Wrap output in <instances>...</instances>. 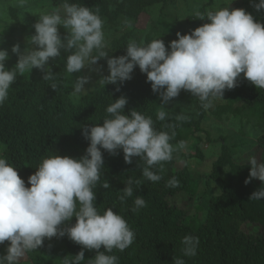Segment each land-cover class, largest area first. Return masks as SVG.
I'll list each match as a JSON object with an SVG mask.
<instances>
[{
  "label": "trees",
  "instance_id": "1",
  "mask_svg": "<svg viewBox=\"0 0 264 264\" xmlns=\"http://www.w3.org/2000/svg\"><path fill=\"white\" fill-rule=\"evenodd\" d=\"M33 1L48 2L57 7L62 3V0ZM178 1L70 0L98 12L103 20L105 39L111 40L106 48L109 57L125 55L130 40L147 44L182 32L176 28L178 17L171 20L163 17L153 22L149 14L154 8H176ZM235 1L264 24L262 11L253 14L252 0ZM216 3L217 0H198L192 9H188L186 23L193 27L207 23L206 18L199 17L216 10ZM144 13L149 15V24L145 29H137L134 26ZM16 23L6 31L11 34L24 31L25 26H21L19 21ZM125 26L129 30L122 34ZM0 40L10 47L8 40L2 36ZM66 56L63 53L49 61L56 77L55 90L50 86L52 81L43 80V72L18 74L9 88L8 98L0 105V157L16 168L26 187H30L28 177L34 174L44 158L57 154L73 158L83 156L89 141L82 134V126L102 125L108 116L106 108L123 95L128 100L125 114L136 109L152 118L155 130L167 132L170 136L174 132L170 143L176 150L171 160L153 166L152 171L161 177L156 182L143 176L142 170L146 165L139 157H133L129 164L125 162L122 150H117L116 154L101 150L104 166L100 169L99 181L93 187L96 207L101 214L112 208L135 233V240L123 252L113 249L106 254L116 255L118 264H174L176 258L183 259L185 264H264V199H250L254 191L264 186V182L253 178L245 184L250 172L248 156L256 155L258 161L264 162L261 160L264 157V89H257L241 74L238 85L227 90L225 104L214 106L213 101L212 106L205 110L195 96L180 100L177 96L164 104L167 116L160 121L156 114L161 109V97L152 91L146 74L138 66L131 73L132 78L122 84L102 86L98 83L82 95H73L70 83L75 73H67ZM100 60L107 66L106 58ZM118 87L120 90L116 91ZM179 116L186 119H178ZM210 117L217 119L213 122L217 134L212 136L207 132L206 139L201 135L195 136L204 131V122ZM232 117L246 120L238 136L225 125ZM246 126H249V132H246ZM235 137L241 142L234 146L232 141ZM191 139L197 142L186 148ZM180 141L185 142L186 152L178 147ZM204 141L219 152L218 157L207 172H193L190 161L206 159ZM233 147L245 149L247 156L242 164L235 162ZM179 159L183 160L181 164L177 162ZM179 165L183 166L180 168ZM173 177L179 181L178 187L168 186ZM129 179L134 182V195L121 201L122 190ZM203 179L205 189L198 192L199 181ZM105 183L110 186L104 188ZM136 196H142L146 204L133 211ZM188 203L193 213L182 209L181 205L184 204L185 208ZM74 223L75 217L61 228ZM185 235L199 239L195 256H185L182 251L181 240ZM9 243L0 244V256L6 255ZM81 250L82 246L67 235L46 238L43 246L26 253L19 264H63L67 256H74ZM83 250L85 261L82 264H88L87 259L93 258L96 250ZM103 250L102 247L100 251Z\"/></svg>",
  "mask_w": 264,
  "mask_h": 264
},
{
  "label": "clouds",
  "instance_id": "2",
  "mask_svg": "<svg viewBox=\"0 0 264 264\" xmlns=\"http://www.w3.org/2000/svg\"><path fill=\"white\" fill-rule=\"evenodd\" d=\"M23 7L27 0H17ZM256 11L264 10V0L255 3ZM199 15V14H198ZM207 23L188 34L176 33L177 39L166 47L162 39H154L147 44L130 40L126 54L109 57L103 31V20L98 12L82 4L62 0L54 11L41 14L33 25L35 32L27 38L23 51L19 43L11 48L17 63L11 69L5 66L9 59L7 49L0 47V105L8 98L9 88L18 74L41 70L43 80L52 81L56 89V77L49 61L65 51L66 71L79 73L82 69L101 71L93 68L106 58L109 74L101 76L100 85L123 83L130 80L136 66L146 74L151 89L161 97V109L157 119L164 121L167 111L164 104L177 97L181 90L189 91L199 99L207 110L213 101L222 100L224 91L238 85L243 74L257 89H264V24L254 19L243 8L228 6L210 10L205 16ZM58 26H63L67 35H60ZM89 76H78L73 83V95L88 89ZM119 87L116 91H119ZM128 100L121 95L107 108L108 116L103 124L82 126V134L89 141L85 154L79 158L51 155L42 160L34 174L25 180L7 160L0 157V244L10 242L6 255L0 256V264H19L26 253L43 246L44 240L64 237L82 246L76 255L67 256L63 264H82L85 261L83 249L96 250V255L87 259L88 264H118V257L110 255L113 249L123 252L135 240V233L126 220L107 208L101 214L96 207L93 187L100 179V169L104 166L102 149L110 154L122 150L124 160L131 164L133 157L145 162L142 174L149 181H159L161 177L152 171L154 165L172 159L176 150L170 143L174 137L167 132L157 131L151 117H146L136 109L125 114ZM178 119H186L179 116ZM179 148L185 147L180 141ZM264 161V157H261ZM250 165L249 177L264 182V162L256 155L247 158ZM133 180L127 181L120 200L134 195ZM110 185L105 183L104 188ZM169 187H178L179 181L173 177ZM250 199H264V186L254 191ZM146 204L142 196H136L133 211ZM75 217V223L61 228L65 222ZM181 243L185 256H195L199 245L198 237L185 235ZM103 247V251L100 249ZM174 264H185L176 258Z\"/></svg>",
  "mask_w": 264,
  "mask_h": 264
},
{
  "label": "rangeland",
  "instance_id": "3",
  "mask_svg": "<svg viewBox=\"0 0 264 264\" xmlns=\"http://www.w3.org/2000/svg\"><path fill=\"white\" fill-rule=\"evenodd\" d=\"M255 1L258 2L259 0H255ZM178 2L179 3L176 6V8H172V7H170L169 9L154 8L151 10V13L149 12V14L153 22L158 21L159 19L163 17H165L168 20L178 17V25L176 26V28L182 31L180 33L188 34L197 27H193L191 24L186 23L185 15L187 14L188 9H192L196 5L198 0H179ZM216 5H217V9L221 7H226V6H228L229 9L242 8V4L237 3L235 0H234V3L232 4L230 3V0H223V1L217 0ZM56 8L57 6H54L48 2L41 3V2H37L33 0H27V3L23 7H21L18 4L17 0H0V36H2L3 38H5L6 40L10 42V47H7V42L3 43L0 40V47L7 49L9 52V59L5 62V66L8 69H11L12 67H14L18 60V57L11 51L12 46L14 44L19 43L22 51L26 46H29L27 43V38L34 34L33 25L37 22V20L39 19V16L41 14L54 11ZM11 9L14 10L13 14H11ZM261 11L262 13H264V10H261ZM252 12L253 14H256V13H259L260 11L258 12L256 11L255 8H252ZM16 21H19L20 22L19 24L21 26H25L24 31L16 32L14 34L7 32L6 31L7 28L17 25ZM148 24H149V15L147 13H144L140 16L139 20L137 21L134 27H136L137 29H145L147 28ZM58 30L62 38L65 35H67V32L63 28V26H58ZM128 30H129V27L125 26L124 29L121 31V33L125 34L128 32ZM175 39H177L176 34L172 35L168 39L165 38L163 42L165 43V46L167 47L170 41L175 40ZM105 40H106L107 45L111 41L110 38H107ZM63 53H65V51L61 49V54ZM105 65L106 64L103 60H99L97 64L93 65L92 67L101 68L102 69L101 71L90 72L89 69L85 68V69H82L79 73L73 74L71 76L72 80L70 83L72 92H73V83L78 76H89L90 77L89 83L85 85L86 89L89 90L90 88L96 87L98 84L97 81L101 78V76H105L109 74L108 68H106L107 66ZM31 72H42V71L34 68L31 70ZM25 73H28V72H25ZM227 90L228 89L224 91V96L222 100L214 101V104H213L214 106L225 104L227 102ZM79 95H82V94H79ZM178 96H179V100L182 98H186V97H193V95L189 91H186V90H181ZM172 105H174V103ZM215 121H217V119H214L213 117L208 118L207 121L204 122V126H203L204 131L196 133L195 136L201 135L202 138L206 139L207 132H210L212 136H215L217 134V130L213 125V122ZM245 122L246 120H241L238 117H232V119L227 121L225 125L227 128L233 131L232 132L233 135L238 136L240 128L243 124L245 125ZM246 132H249V126H246ZM196 142L197 141H195L194 139H191L190 141L187 142L186 148L188 146L190 148V146ZM240 142H241L240 138L238 137H235L232 141V143H234V146ZM208 145L209 144L206 141H204L203 147L207 151L206 159H204L205 161H200L197 158L190 161L191 170L193 172H200V173L207 172V168H211L213 162L218 157L219 152H217L215 148L208 147ZM232 151L236 153V158H234L235 162L237 164H242L245 161L246 156H247V154L244 153L245 149L233 147ZM182 152H186V149L183 148ZM192 153L194 154V152ZM181 161L183 160L179 159V161L177 162L180 163ZM183 165H179L180 168ZM204 185H205V179L200 180L198 192L205 189ZM181 207H183L182 209L184 210L192 211V207H190L189 203L187 207L184 208V204H182ZM243 227H245V225H242V228Z\"/></svg>",
  "mask_w": 264,
  "mask_h": 264
}]
</instances>
